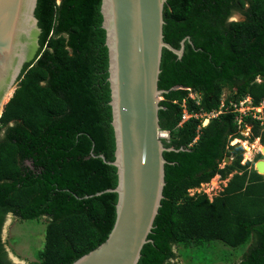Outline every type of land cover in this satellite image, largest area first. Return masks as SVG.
<instances>
[{
	"label": "trees",
	"instance_id": "16d2710c",
	"mask_svg": "<svg viewBox=\"0 0 264 264\" xmlns=\"http://www.w3.org/2000/svg\"><path fill=\"white\" fill-rule=\"evenodd\" d=\"M100 5L37 0L40 46L0 117V264H21L8 258L2 240L7 214L45 223L44 245L30 264H71L113 227L117 193L106 189L116 186L117 173L107 162L115 142ZM235 13L242 19H231ZM163 18L166 42L191 43L185 39L181 58L162 51L158 87L167 92L159 124L169 131L164 145L174 149L163 152V198L137 264H264V176L241 162L239 143L229 145L232 137L245 138L236 112H221L199 130L195 117L177 126L183 109L217 108L223 88L225 106L264 97V0H167ZM184 87L201 93L198 105ZM245 124L249 139L264 145V126L250 115ZM230 174L211 199L188 194ZM216 243L229 249L219 258L195 261L189 254ZM238 247L245 249L237 256L231 249ZM177 253L188 261L173 262Z\"/></svg>",
	"mask_w": 264,
	"mask_h": 264
},
{
	"label": "water",
	"instance_id": "95a60500",
	"mask_svg": "<svg viewBox=\"0 0 264 264\" xmlns=\"http://www.w3.org/2000/svg\"><path fill=\"white\" fill-rule=\"evenodd\" d=\"M166 1L101 0L115 142L114 159L107 162L117 173L116 186L106 191L117 193L116 215L107 237L71 264H137L149 240L163 198V152L174 149L159 135L160 100L167 92L158 87L162 51L166 48L181 58L185 39L191 43L186 37L175 48L164 40ZM36 4L37 0H0V117L24 64L36 58L40 46ZM261 153L264 156V145ZM254 167L261 174L264 158Z\"/></svg>",
	"mask_w": 264,
	"mask_h": 264
},
{
	"label": "rangeland",
	"instance_id": "374dc122",
	"mask_svg": "<svg viewBox=\"0 0 264 264\" xmlns=\"http://www.w3.org/2000/svg\"><path fill=\"white\" fill-rule=\"evenodd\" d=\"M231 19H242L240 14H233ZM229 93L227 88H223L221 92V97L225 98ZM243 133H247L246 129L243 130ZM250 145L248 148V152L244 150V153L247 160L250 161V165H253L257 160L263 159L264 156L261 153V150L258 145V141L256 140H249ZM255 144V146H254ZM259 153L262 157H259ZM229 162V161H228ZM224 165V163H223ZM261 174L264 176L263 172ZM225 180V179H224ZM223 180L219 181L217 185L214 187L216 190L213 191L211 188V181L207 180L204 181L202 187L207 191V196L209 198H213L217 195L224 187V184L221 183ZM218 186V188H217ZM218 189V190H217ZM38 220H27V219H20L12 214H7L2 226V240L4 242L5 249L7 250L8 258L15 263L21 264H30L31 261L35 260L36 253L42 249L45 240V223H41ZM212 245H208L205 247V250L200 249L195 252L189 253L193 256V260L200 261L206 260L208 258H219L223 253L228 249L221 243H216ZM245 247H238L236 249H231L234 254L237 256L240 255ZM178 252L177 250H175ZM232 255V259H237L238 257ZM173 262L184 263L188 260L184 259L183 256L178 255L175 257Z\"/></svg>",
	"mask_w": 264,
	"mask_h": 264
},
{
	"label": "built area",
	"instance_id": "2783aa9c",
	"mask_svg": "<svg viewBox=\"0 0 264 264\" xmlns=\"http://www.w3.org/2000/svg\"><path fill=\"white\" fill-rule=\"evenodd\" d=\"M188 97L192 100H194V102L196 104L200 103V95L199 93L195 92V91H190L188 93ZM252 98L250 96H245L241 99H239L238 101H233L230 100L228 105L225 106V98H222L220 100V104L218 106V109H214L211 110L209 112H188L186 109H183L182 115H181V122L179 123V125L187 120L190 117H203L202 120V125H205L208 120L212 117H216L219 113L227 111V110H231L233 112H236L235 115V121L238 125V127L240 128V132L244 135L245 138H239V137H235L229 140V145H234L236 143H239L244 150H246L248 152V148L250 145V127L251 124H245L242 125L243 123V116L244 115H250L253 119L258 120L260 122L261 125L264 126V97L257 103V104H253L252 103ZM185 102H183V106H184ZM247 131V133H243V130ZM160 134L163 138H167L168 137V132L167 131H160ZM196 140V137L193 141ZM255 141H258V138L254 139ZM246 153H244V158L241 161L242 163H244L246 161V159H248L245 155ZM223 165V163L221 164V166ZM219 175V174H216ZM226 180H223L221 183H223L225 185ZM202 184H200L199 187H192L188 189V194L189 195H194L197 192H204L207 194V191L202 187ZM216 188V187H215ZM214 187H211L210 189H212L213 191H215ZM218 188V186H217ZM218 190V189H217Z\"/></svg>",
	"mask_w": 264,
	"mask_h": 264
},
{
	"label": "clouds",
	"instance_id": "9594fccd",
	"mask_svg": "<svg viewBox=\"0 0 264 264\" xmlns=\"http://www.w3.org/2000/svg\"><path fill=\"white\" fill-rule=\"evenodd\" d=\"M184 88H186L189 92H190V91H195V92L199 93V95H200V101H201V97H202V95H201L200 92H198L197 90H193V89L190 88V87H184ZM227 90H228V89H227ZM222 98H223V97H220V100H221ZM161 99H162V96H161ZM226 99H227V96L225 97V100H226ZM219 104H220V103H219ZM182 105H183V103H182ZM197 105H198V104H197ZM215 109H218V107L215 108ZM212 110H214V109H212ZM210 111H211V110H210ZM200 112H202V111H200ZM203 112H209V111H203ZM198 118H199V121H200V123H199V125H198V130H199L201 127H204V126L210 121V119H211V118H210V119L208 120V122H207L205 125H202L203 117H198ZM212 118H213V117H212ZM180 122H181V120L179 121V123H180ZM183 122H184V121H183ZM183 122H182V123H183ZM179 123L177 124V126H180V125L182 124V123H181V124L179 125ZM160 131H167V130H162V129H161ZM160 131H159V135H160V138H161L162 140H163V139H168V138H169V131H167V132H168V137H167V138H163V137L161 136V134H160ZM195 137H196V139H197V138H198V135H196ZM195 137H194V139H195ZM232 138H235V137H232ZM232 138H231V139H232ZM194 139H193V140H194ZM193 140H192V142H191L190 144H192L193 142L196 141V140H195V141H193ZM258 142H259V141H258ZM243 158H244V153H243ZM243 158H242V160H243ZM246 161H248V160L246 159ZM246 161H245V162H246ZM245 162H244V163H245ZM222 163H225V160H224V162H222ZM222 163H221V164H222ZM222 166H223V165H222ZM254 166H255V164H254ZM255 168H256V167H254V169H255ZM255 170H256V169H255ZM216 174H219V173H216ZM216 174H215V175H216ZM219 175L221 176V174H219ZM230 176H231V174H230L227 178H224V179L226 180V182H227V180H228V178H229ZM221 177H222V176H221ZM226 182H225V185H226ZM202 183H203V182H202ZM225 185H224V186H225ZM210 199H211V198H210Z\"/></svg>",
	"mask_w": 264,
	"mask_h": 264
},
{
	"label": "bare ground",
	"instance_id": "6f19581e",
	"mask_svg": "<svg viewBox=\"0 0 264 264\" xmlns=\"http://www.w3.org/2000/svg\"><path fill=\"white\" fill-rule=\"evenodd\" d=\"M258 145H259V148H260V150L263 148V144H260L259 142H258ZM254 146H255V144H254ZM247 154V153H246ZM263 174H264V171H263ZM221 181V180H220Z\"/></svg>",
	"mask_w": 264,
	"mask_h": 264
}]
</instances>
